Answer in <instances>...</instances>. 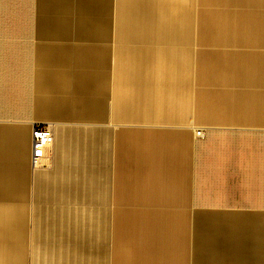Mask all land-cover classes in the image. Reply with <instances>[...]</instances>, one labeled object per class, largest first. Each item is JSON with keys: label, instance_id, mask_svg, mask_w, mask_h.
Returning a JSON list of instances; mask_svg holds the SVG:
<instances>
[{"label": "crops", "instance_id": "crops-1", "mask_svg": "<svg viewBox=\"0 0 264 264\" xmlns=\"http://www.w3.org/2000/svg\"><path fill=\"white\" fill-rule=\"evenodd\" d=\"M0 264H264V0H0Z\"/></svg>", "mask_w": 264, "mask_h": 264}, {"label": "built area", "instance_id": "built-area-1", "mask_svg": "<svg viewBox=\"0 0 264 264\" xmlns=\"http://www.w3.org/2000/svg\"><path fill=\"white\" fill-rule=\"evenodd\" d=\"M203 132L197 130L196 136H201ZM31 142V164L33 166L40 163L41 158L44 156L45 151L53 141V134L48 126H38L32 130Z\"/></svg>", "mask_w": 264, "mask_h": 264}]
</instances>
